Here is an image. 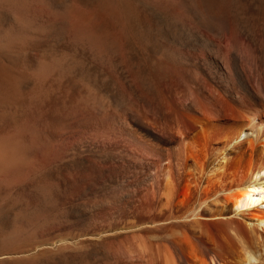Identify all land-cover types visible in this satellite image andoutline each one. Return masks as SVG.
I'll list each match as a JSON object with an SVG mask.
<instances>
[{
  "label": "bare ground",
  "instance_id": "1",
  "mask_svg": "<svg viewBox=\"0 0 264 264\" xmlns=\"http://www.w3.org/2000/svg\"><path fill=\"white\" fill-rule=\"evenodd\" d=\"M146 1L0 0V264H264V30Z\"/></svg>",
  "mask_w": 264,
  "mask_h": 264
},
{
  "label": "rangeland",
  "instance_id": "2",
  "mask_svg": "<svg viewBox=\"0 0 264 264\" xmlns=\"http://www.w3.org/2000/svg\"><path fill=\"white\" fill-rule=\"evenodd\" d=\"M88 1L92 5H95L97 3V0H88ZM151 1H146V3L137 5L138 6L137 16L141 21L148 24L152 29L151 35L153 37V40H155V42L152 40L151 42H149L150 44L148 43V46L156 47V44L157 42H159V39L163 38V36H161L162 32L160 30H168L171 33H177L178 27L174 25V23L170 18L171 9L174 6L173 0H154L153 2ZM212 1L215 4L216 8L219 9V11H221L230 22L238 21L241 24L246 25L247 27L255 28L258 30H264V0L261 1L212 0ZM253 1L255 3L257 2L258 4L257 3L255 4ZM2 13L3 14L0 16V29L5 28L11 22L10 14L7 13V11L5 10H3ZM105 20H107L108 22L111 21L110 26L114 32H119V30H121L122 21L119 16L116 15L114 16V18H112V20H110L109 16L105 15ZM129 68L127 73L129 74V76H131L130 77L131 80L135 83L137 87H140V85H137L139 84V82L136 80L137 78L134 76V73L132 72L133 69L132 68L129 69ZM50 104L52 106L60 105L59 102L57 101H53L52 103L50 102ZM66 105L65 107H67ZM30 107H32L33 110L40 112L42 116H47L49 114V109H47L45 105H39L35 107L31 105ZM5 231H7V227L4 225H0V234L4 233ZM99 258H100L99 256H96L95 259L93 260H97ZM49 264H66V263L50 262Z\"/></svg>",
  "mask_w": 264,
  "mask_h": 264
}]
</instances>
